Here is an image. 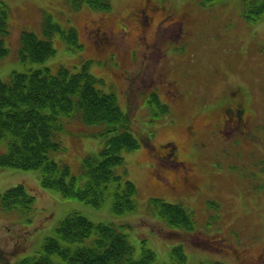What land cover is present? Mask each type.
Segmentation results:
<instances>
[{
	"label": "rangeland",
	"instance_id": "374dc122",
	"mask_svg": "<svg viewBox=\"0 0 264 264\" xmlns=\"http://www.w3.org/2000/svg\"><path fill=\"white\" fill-rule=\"evenodd\" d=\"M147 1L158 6L154 12L146 11L148 16L153 15L152 21L133 19L132 12ZM240 1L105 0L109 8L85 2L74 8V0H0V11H8V32L0 24V41L10 49L0 60V80L10 79L15 71L44 66H50L52 73H58L62 67L74 73L85 69V73L97 78L98 89L116 94L121 108L130 115L131 127L135 128L132 132L140 140L138 147L123 151L124 162L115 167L119 179L110 182L108 194L99 205L77 196L64 197L57 189L43 187L40 169L0 167V264H18L24 256L45 250V239L56 235V227L71 212L96 224H114L117 231L127 235L136 258L145 248L152 249L156 253L154 264H240L232 252L222 247V242L234 245L232 240L243 244L251 238L263 239L248 244V255L256 257L264 244V211L260 207L264 197L246 193L245 180L253 187L258 182L264 187L260 163L254 160L264 161V100L259 103L250 94L251 83L264 87V16L248 21ZM92 21L112 23V31L104 30L97 37L90 33ZM50 22L59 28H47ZM72 28L76 38L70 35ZM23 30L34 31L40 41L52 43L55 53L41 62L24 58L20 54ZM156 85L161 87L164 99L170 88L175 90V116L160 105L163 103H158L159 87L153 88ZM235 85L249 91L251 121L255 117L251 133L255 138L262 135L261 144L256 141L245 147L243 139L254 137L243 134V139L237 137L235 142L243 149L228 157L235 148L227 146L219 133L199 137L196 145L201 151L196 149L191 154L197 164L196 173L205 181L214 182L217 188L196 209L190 205L189 197L154 185L156 172L143 136L159 133L154 143L188 138L186 127L192 116L199 130L204 131L208 120L205 115L220 110ZM173 120L170 126L167 122ZM84 125L79 119L68 122L69 129L60 131L65 150L53 154L56 161L67 163L73 173L79 171L82 158L98 153L106 143L104 136L91 135L104 130V124ZM6 142L0 140V153L7 151ZM247 156L256 164L252 175L244 168ZM164 164L171 168L174 163L166 160ZM159 174L163 176L161 171ZM128 180L136 185L137 192L135 208L125 211L122 207L132 202L131 190L126 186ZM18 183H23L35 199L30 208L19 202V208L6 210L2 206L4 194ZM153 197L191 210L190 225L178 226L161 216V205L154 200L151 204ZM192 203L198 205L196 199ZM207 216L212 219L209 223ZM95 236L85 242H91ZM219 239V244L213 245V240ZM180 244L185 258H180L174 249ZM217 247L223 250H215ZM261 262L264 264V258Z\"/></svg>",
	"mask_w": 264,
	"mask_h": 264
},
{
	"label": "trees",
	"instance_id": "16d2710c",
	"mask_svg": "<svg viewBox=\"0 0 264 264\" xmlns=\"http://www.w3.org/2000/svg\"><path fill=\"white\" fill-rule=\"evenodd\" d=\"M84 2L102 8L109 6L105 0H74L73 5L77 7ZM240 4L248 21L264 16V0H241ZM157 8V3L151 1L141 6L146 19L149 17L146 11L154 12ZM6 18L4 12V24ZM3 29L8 32L5 27ZM38 38L34 31H22L20 54L24 58L41 62L55 53L52 43ZM8 51L0 42V59ZM50 69V66H44L15 71L10 79L0 80V140H7V151L0 153V167L39 168L44 187L55 188L64 197L77 196L99 204L106 198L110 182L119 179L115 167L124 162L122 151L135 148L139 143L131 130L130 115L123 111L115 93H105L97 88V78L85 73V69L76 73L66 67L60 68L58 73H52ZM251 85L250 94L262 102L264 87L255 82ZM232 91L241 99L246 112H251L249 91L237 86H233ZM78 118L86 125L104 124V130L94 131L91 135L104 136L106 143L99 154L85 156L80 171L72 173L66 164L53 160L52 154L62 149L60 131L65 130L68 121ZM227 146L235 148L228 157L243 149L242 145L233 142H228ZM126 186L132 196L136 192L134 184L127 182ZM4 196V206L8 209L34 199L21 184L10 188ZM153 200L161 205L159 211L169 222L178 226L190 225V215L181 204ZM134 207L132 200L122 208L130 210ZM93 234H96L95 239L85 242ZM174 249L180 258L186 257L183 244ZM155 256L153 250L145 249L136 258L125 233L117 231L113 225L95 224L85 216L73 213L61 222L54 237L47 238L44 251L25 256L19 264H63L62 261L70 264H154ZM214 264L224 263L216 261Z\"/></svg>",
	"mask_w": 264,
	"mask_h": 264
},
{
	"label": "flooded vegetation",
	"instance_id": "af4514ba",
	"mask_svg": "<svg viewBox=\"0 0 264 264\" xmlns=\"http://www.w3.org/2000/svg\"><path fill=\"white\" fill-rule=\"evenodd\" d=\"M143 15V9L139 8V10L135 12V19L143 23L152 21L153 15L149 16L145 20ZM94 23L95 22L92 23V26L95 25ZM111 28L112 27L109 26V28L107 27V30L112 31ZM179 29H181V26ZM93 32L101 33L102 29L101 27L96 26ZM104 32H106V30ZM166 94L171 100L176 101L177 97L173 88H170L169 92ZM239 100L241 99H239V97H237V95L232 92L230 99L221 106V111L219 114L213 113L211 116L205 115V118H208L205 123L207 129L211 132H221L220 137L227 142L235 143L237 141V137H241L243 139L240 134L249 133L248 128L251 123V118L249 113L246 112V108L243 107ZM189 124V128L187 129L189 138H196L200 130L196 124ZM222 134H224L223 136L225 137H223ZM243 141H245V139H243ZM183 143L184 139H175L164 141L157 146L152 147V151L154 152L153 165L156 170L161 171L163 174L162 177H159V175L156 174L155 178L158 180L160 186H162L163 189L168 188L179 196L186 195L191 199V202L194 201V199L199 201L200 198L206 193L205 183H202L203 178L197 175L192 168V163L195 162L192 161L191 151H188L187 148H184L182 146ZM173 158L177 164H174V168H172L171 172H169L166 166H164V161L172 160ZM155 185L158 184L155 182ZM187 193L192 194L188 195ZM262 207V210L264 211V204ZM244 244L245 243L240 245V249L230 245L227 247L240 264H262L261 261L264 258V244L258 251L256 257L250 256V258L248 257V247Z\"/></svg>",
	"mask_w": 264,
	"mask_h": 264
}]
</instances>
